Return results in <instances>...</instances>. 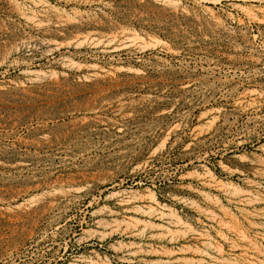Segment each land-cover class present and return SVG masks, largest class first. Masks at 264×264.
<instances>
[{"label":"rangeland","instance_id":"obj_1","mask_svg":"<svg viewBox=\"0 0 264 264\" xmlns=\"http://www.w3.org/2000/svg\"><path fill=\"white\" fill-rule=\"evenodd\" d=\"M0 264H264V0H0Z\"/></svg>","mask_w":264,"mask_h":264}]
</instances>
